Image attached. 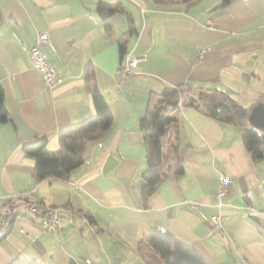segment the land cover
<instances>
[{"label":"crops","instance_id":"crops-1","mask_svg":"<svg viewBox=\"0 0 264 264\" xmlns=\"http://www.w3.org/2000/svg\"><path fill=\"white\" fill-rule=\"evenodd\" d=\"M99 7L118 11L102 19ZM0 10L7 112L0 121V197L19 194L78 212L54 232L38 217L14 215L0 240V264H146L137 248L150 229L169 232L212 264H264V133L258 130L263 154L254 158L242 144L243 127L186 104L201 88L222 90L249 112L263 102L264 0H0ZM127 15L133 29L126 53L140 57L130 74L118 46L129 29ZM39 31L48 38L40 49L60 78L51 89L29 54ZM86 66L108 103L111 124L85 143L82 164L67 178L37 179L22 146L45 137L46 148L57 150L60 129L94 114ZM179 86L183 171L163 178L144 198L140 121L151 93ZM221 173L228 181L219 205ZM218 214L220 226L210 227Z\"/></svg>","mask_w":264,"mask_h":264},{"label":"trees","instance_id":"trees-1","mask_svg":"<svg viewBox=\"0 0 264 264\" xmlns=\"http://www.w3.org/2000/svg\"><path fill=\"white\" fill-rule=\"evenodd\" d=\"M189 0H152L154 4L186 2ZM228 0H223L225 4ZM117 7H99L102 19L110 17ZM1 16V10H0ZM128 32L118 38L120 58L126 56L127 36L133 29V20L127 15ZM86 88L91 94L94 114L59 130V148H46V138L36 137L22 146L23 151L34 160V176L37 179L49 177L65 179L83 162L82 150L89 140L101 137L109 128L112 114L108 103L95 83L91 67L85 68ZM181 87L165 88L160 93H151L145 115L140 121L146 150L147 169L143 173L142 196L147 197L169 176L182 173L178 148V109ZM264 102V99L262 100ZM187 105L219 121H226L244 128L242 144L254 158L263 154L261 134L248 126L249 109L235 101L229 94L218 89H199L188 97ZM7 120L3 103V89L0 85V121ZM10 223L0 228V240L9 230ZM138 252L146 264H212L194 248L177 240L172 234L159 229L148 230L138 244ZM11 264H37L32 260H17Z\"/></svg>","mask_w":264,"mask_h":264},{"label":"built area","instance_id":"built-area-1","mask_svg":"<svg viewBox=\"0 0 264 264\" xmlns=\"http://www.w3.org/2000/svg\"><path fill=\"white\" fill-rule=\"evenodd\" d=\"M47 40L48 38L44 31L37 32L32 44L29 46V54L33 68L42 74L45 87L51 89L60 81V78L57 76L55 64L49 61L40 49L41 45L46 43ZM207 50V47L203 48L197 52L196 56L198 58H203ZM139 59L140 57L138 56L126 54L122 66L123 71L126 74H130L133 65L137 63ZM227 181L228 174L221 173L215 193L219 205L221 204L220 198L227 192ZM260 186L264 188V178L260 182ZM77 213L78 212L72 208L46 206L41 202L31 201L19 194H13L9 197H0V228L6 227L14 215L25 214L38 217L44 229L54 232L58 230L61 222L65 219L71 220ZM221 220V215H215L209 220V226L217 228L220 226ZM20 231L28 236L25 229L22 228ZM87 263L94 264L90 260H87Z\"/></svg>","mask_w":264,"mask_h":264},{"label":"water","instance_id":"water-1","mask_svg":"<svg viewBox=\"0 0 264 264\" xmlns=\"http://www.w3.org/2000/svg\"><path fill=\"white\" fill-rule=\"evenodd\" d=\"M249 124L264 133V103L259 102L251 108L248 116Z\"/></svg>","mask_w":264,"mask_h":264}]
</instances>
